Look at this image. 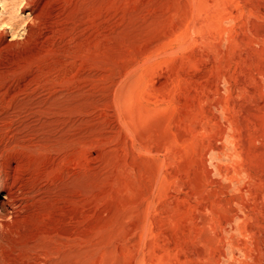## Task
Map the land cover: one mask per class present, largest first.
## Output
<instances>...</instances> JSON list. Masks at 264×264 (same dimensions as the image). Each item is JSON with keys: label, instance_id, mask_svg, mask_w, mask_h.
Wrapping results in <instances>:
<instances>
[{"label": "rangeland", "instance_id": "1", "mask_svg": "<svg viewBox=\"0 0 264 264\" xmlns=\"http://www.w3.org/2000/svg\"><path fill=\"white\" fill-rule=\"evenodd\" d=\"M38 23L0 37V264H264V0Z\"/></svg>", "mask_w": 264, "mask_h": 264}, {"label": "bare ground", "instance_id": "2", "mask_svg": "<svg viewBox=\"0 0 264 264\" xmlns=\"http://www.w3.org/2000/svg\"><path fill=\"white\" fill-rule=\"evenodd\" d=\"M10 1L11 2H9V4H7V0L0 1V7H2V14H11L13 12H16V15H9L7 18H3L0 20V24L2 25L0 28L2 31L0 33V37L5 33H9V29L12 33V40L18 37L28 38L32 36L36 24H39L38 22L41 20V17L43 16L46 7L52 2V0ZM26 8H28V13L26 14V16H22L21 14L25 11ZM11 46L12 45H0V55L6 48ZM14 194L10 186L9 188L5 189L4 200L1 202V205L4 210V215L0 216V220H4L8 215L14 216L16 214V211L18 210L21 202L20 199L14 197Z\"/></svg>", "mask_w": 264, "mask_h": 264}]
</instances>
